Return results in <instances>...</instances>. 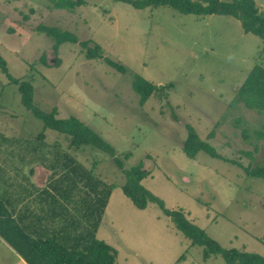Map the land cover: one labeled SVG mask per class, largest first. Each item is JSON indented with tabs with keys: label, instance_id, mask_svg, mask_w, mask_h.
<instances>
[{
	"label": "rangeland",
	"instance_id": "374dc122",
	"mask_svg": "<svg viewBox=\"0 0 264 264\" xmlns=\"http://www.w3.org/2000/svg\"><path fill=\"white\" fill-rule=\"evenodd\" d=\"M83 1L69 10L49 0H0V54L9 72L33 84L34 103L42 110L78 117L114 147L124 167L141 164L149 172L142 184L167 208L183 210L223 247L264 256V178L244 170L264 165V137L255 133L264 130V112L231 105L253 66H264V39L244 32L230 15ZM255 1L264 10V0ZM40 24L99 44L103 56L126 72L102 58L87 59L79 42L56 48L53 36L36 29ZM136 75L165 88L162 96L141 104L132 87ZM187 124L243 167L204 151L188 157L182 147ZM0 130L18 132V140L42 156L77 150L26 109L18 86L1 69ZM78 151L102 180L117 184L96 236L116 249L118 264H227L221 255L205 259L203 247L192 245L157 203L135 206L121 188L125 177L111 155L90 145ZM4 245L0 242V264H22Z\"/></svg>",
	"mask_w": 264,
	"mask_h": 264
},
{
	"label": "trees",
	"instance_id": "16d2710c",
	"mask_svg": "<svg viewBox=\"0 0 264 264\" xmlns=\"http://www.w3.org/2000/svg\"><path fill=\"white\" fill-rule=\"evenodd\" d=\"M55 8L73 10L76 6L84 3L83 0H49ZM137 9L145 7H157L168 5L178 12L186 14L230 15L241 21L244 32L254 33L264 39V10H260L255 0H122ZM26 18V17H25ZM55 38V46L65 41L77 43V35L70 31L59 29L56 26L40 24L36 28ZM85 49L87 59L102 58L111 67L120 72H126L124 65L108 57H104L99 44L91 45V40L79 42ZM45 62V61H44ZM0 69L7 75L9 83L16 84L21 94V100L27 110L41 119L44 128H51L64 134L70 148L79 149L90 145L111 155L117 162L124 174L125 181L121 185L124 194L140 209L147 207L149 202L157 203L162 212L170 217L175 227L191 241L192 245L203 247L205 259L211 255H221L227 264H264V256L239 249L236 247H223L217 240L209 236L206 231L185 216L181 209H169L164 201L154 195L143 184L142 180L149 175L141 164L124 167L121 159L116 155L114 147L106 141L99 133L94 131L85 122L74 115L66 118L57 117V109L44 111L34 103V86L26 79L14 77L8 69L5 58L0 54ZM132 87L139 95L140 103L145 104L153 96H162L165 88L136 75L132 80ZM242 103L246 108L264 112V66L255 64L242 85L238 88L231 105ZM187 136L182 143L186 155L194 158L199 151H204L212 157L219 158L232 163L236 160L223 157L216 148L208 141L198 135L192 125L187 124ZM264 129V126H263ZM259 137H264V130H255ZM245 138L249 137L248 130H243ZM44 137L43 132L40 133ZM251 155L249 151L244 152ZM64 163L71 162L83 170V181L91 196V207L87 211L85 231L78 235L57 237L32 238L22 227L9 217L5 210H0V236L10 243L26 260L28 264H118L117 251L104 240L99 239L96 234L100 227L109 197L116 183H108L102 180L95 169L88 168L77 160L72 154L65 153ZM65 167V166H64ZM243 167V166H242ZM246 173L264 178V165L245 166ZM96 181V184H95ZM95 184V185H94ZM94 201V202H93ZM3 201L0 198V206Z\"/></svg>",
	"mask_w": 264,
	"mask_h": 264
},
{
	"label": "crops",
	"instance_id": "0c3cea01",
	"mask_svg": "<svg viewBox=\"0 0 264 264\" xmlns=\"http://www.w3.org/2000/svg\"><path fill=\"white\" fill-rule=\"evenodd\" d=\"M11 132L0 130V210H5L32 238L59 239L84 232L92 201L82 178L83 170L75 163H64V151L54 150L50 156H42L36 147L18 140V132ZM69 151L85 164L77 156L78 149ZM0 242L22 264H28L1 236Z\"/></svg>",
	"mask_w": 264,
	"mask_h": 264
}]
</instances>
